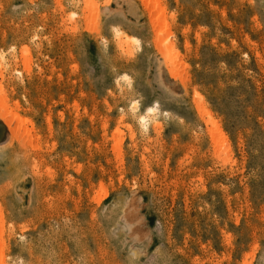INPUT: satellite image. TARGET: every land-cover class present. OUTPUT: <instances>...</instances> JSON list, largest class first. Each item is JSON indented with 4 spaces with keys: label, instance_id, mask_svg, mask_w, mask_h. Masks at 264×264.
I'll return each mask as SVG.
<instances>
[{
    "label": "rangeland",
    "instance_id": "1",
    "mask_svg": "<svg viewBox=\"0 0 264 264\" xmlns=\"http://www.w3.org/2000/svg\"><path fill=\"white\" fill-rule=\"evenodd\" d=\"M0 84V264H264V0H0Z\"/></svg>",
    "mask_w": 264,
    "mask_h": 264
},
{
    "label": "bare ground",
    "instance_id": "2",
    "mask_svg": "<svg viewBox=\"0 0 264 264\" xmlns=\"http://www.w3.org/2000/svg\"><path fill=\"white\" fill-rule=\"evenodd\" d=\"M118 33L120 35L122 34L120 30H119ZM121 38H123V37L121 36ZM128 41H129L128 37H127V40H125L123 38L121 40V44L123 45L125 43H129ZM166 42H169V41L166 40ZM169 48H170V50H169ZM174 48H175L174 45L169 44V45H167V51L166 52L170 51L169 53H171ZM175 56H177V58H179V57H181V54L177 51V53L174 55V57ZM4 57H5V55H4ZM129 64H134L135 65L134 62L129 63ZM167 66L170 69L171 73L175 77H178L179 72L181 74V71H179L180 70V68H179L180 67V63L178 62V60L175 62V59L174 60L171 59V56H170V58H169V60L167 62ZM0 99H1V102L3 104H6V105H8V102L10 100L9 95H8V93L6 91V88L4 86H2L1 84H0ZM138 102H134L132 104L131 108L133 110V113H132L133 117L135 119H138V121L141 123L142 127L147 130V131L145 130L147 133L150 130L159 131L162 128V126H163L162 122L158 118L159 117V113H160L159 108H156V107L152 106V107L148 108L147 110H145V112H139L140 108H139V103ZM197 104H198L199 111L204 116V118L206 119L207 123L209 125L210 124L212 125V127H210V131H211L212 135L215 136L216 139H218L221 144H223L225 139H226L225 133H224L223 129L221 128V125L219 124V122L216 120V118H215L214 114L212 113V111L207 107L206 102L204 101V98L200 94L197 95ZM3 115L4 114L2 113L1 114V118H2ZM15 116L19 119V121H22V118L20 117V115L18 113H16ZM5 121H7V119ZM6 123L7 122H5V124ZM3 134L4 133H2L1 129H0V140L3 139ZM29 134L32 135V131L29 130ZM4 142H1V143H4ZM1 143H0V146H1ZM0 156H2V155H0Z\"/></svg>",
    "mask_w": 264,
    "mask_h": 264
}]
</instances>
